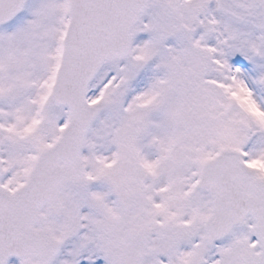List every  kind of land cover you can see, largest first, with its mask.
Wrapping results in <instances>:
<instances>
[{"label":"snow or ice","instance_id":"1","mask_svg":"<svg viewBox=\"0 0 264 264\" xmlns=\"http://www.w3.org/2000/svg\"><path fill=\"white\" fill-rule=\"evenodd\" d=\"M0 264H264V0H0Z\"/></svg>","mask_w":264,"mask_h":264}]
</instances>
